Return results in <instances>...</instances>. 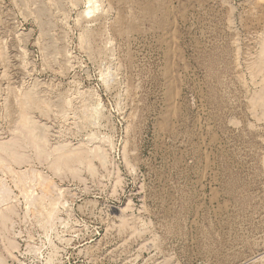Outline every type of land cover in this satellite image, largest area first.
<instances>
[{
  "label": "rangeland",
  "instance_id": "1",
  "mask_svg": "<svg viewBox=\"0 0 264 264\" xmlns=\"http://www.w3.org/2000/svg\"><path fill=\"white\" fill-rule=\"evenodd\" d=\"M0 264H264V0H0Z\"/></svg>",
  "mask_w": 264,
  "mask_h": 264
},
{
  "label": "bare ground",
  "instance_id": "2",
  "mask_svg": "<svg viewBox=\"0 0 264 264\" xmlns=\"http://www.w3.org/2000/svg\"><path fill=\"white\" fill-rule=\"evenodd\" d=\"M49 217V216H48Z\"/></svg>",
  "mask_w": 264,
  "mask_h": 264
}]
</instances>
